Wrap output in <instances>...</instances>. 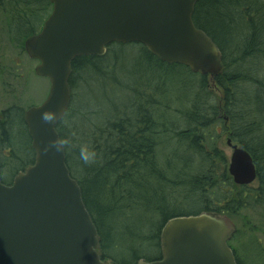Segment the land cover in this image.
<instances>
[{
  "label": "trees",
  "instance_id": "1",
  "mask_svg": "<svg viewBox=\"0 0 264 264\" xmlns=\"http://www.w3.org/2000/svg\"><path fill=\"white\" fill-rule=\"evenodd\" d=\"M51 7L49 0H0V8L10 14L8 31L20 39L24 52L25 41L39 33ZM193 20L223 53L216 88L208 76L168 65L139 43L113 44L105 57H82L72 64V105L58 132L61 141H68L67 165L98 229L103 259L114 264H126L115 257L118 252L132 258L128 264L160 259L161 234L173 218L206 212L234 219L264 204V0H200ZM122 62L130 64L123 69ZM118 68L133 76L131 84L125 76L122 84L115 81L131 95L128 106L114 105L108 116L99 107H75L83 88L95 90L112 81ZM176 70L192 81H177ZM173 116L179 118L173 121ZM79 118L87 122L85 130L74 126ZM217 128L252 156L259 188L234 183L217 144ZM84 146L97 153L94 163L81 160ZM33 161L24 111L6 110L0 122L1 182L11 185L17 171ZM8 172L13 173L10 181ZM186 204L199 209L178 211ZM152 249L160 251L158 258L145 253ZM235 253L238 264H245Z\"/></svg>",
  "mask_w": 264,
  "mask_h": 264
},
{
  "label": "water",
  "instance_id": "2",
  "mask_svg": "<svg viewBox=\"0 0 264 264\" xmlns=\"http://www.w3.org/2000/svg\"><path fill=\"white\" fill-rule=\"evenodd\" d=\"M53 12L25 50L49 79L46 101L29 109L25 123L36 157L12 185L0 180V264H113L103 259L101 237L67 165L57 127L72 98V64L105 57L114 43H139L162 62L210 76L223 69L220 48L193 20L200 0H50ZM213 87H215L213 83ZM55 112L46 123L42 113ZM229 173L238 186L257 178L252 156L228 140ZM236 233L226 216L177 217L161 234V260L138 264H237L228 243Z\"/></svg>",
  "mask_w": 264,
  "mask_h": 264
},
{
  "label": "rangeland",
  "instance_id": "3",
  "mask_svg": "<svg viewBox=\"0 0 264 264\" xmlns=\"http://www.w3.org/2000/svg\"><path fill=\"white\" fill-rule=\"evenodd\" d=\"M37 8L38 5L36 4L35 9ZM6 16H10L8 10L0 8V122L3 121V113L8 109L13 108L26 111L31 107L41 105L48 97L50 90L49 80L35 75V68L38 63L32 61L24 52L20 39L18 41L13 34L9 33L8 26L5 24ZM129 64L130 62H122L121 66L124 69ZM128 67V71L131 72L133 66L130 65ZM121 69L115 70L116 75L112 81L102 83L95 90L89 89V87L83 88L80 92V99L75 107L83 110L99 107L104 111L105 116H108L112 113L114 105L117 107L128 106L131 102V95L119 89L115 81L122 84L125 76L129 80L127 84H131L133 76L129 73L122 74ZM176 72L180 74V77H176L177 81H192L191 77L184 72L180 70H176ZM195 80H198V78H195ZM167 85V89L173 86V84ZM173 90H175L174 87L171 88V91ZM174 96L176 97V94ZM174 96H170V99H168L172 103L175 99ZM216 96L219 97L220 95ZM179 106L181 107L182 105L178 104ZM93 111L95 112V110ZM177 118L179 116H173L172 120L176 121ZM86 123L84 119L79 118L73 124L77 129L85 130ZM218 130V135L221 137L217 143L219 150L224 153L230 164L233 151L227 143L228 134L223 133L221 128H217ZM173 148L174 146L171 147V150ZM6 176V179L10 181L13 178V173L8 172ZM252 188H259L258 181L252 185ZM231 190L232 188L229 187L227 192H231ZM177 207L178 211L181 210L185 214H193L199 209L196 204H186ZM244 218L248 220L247 224ZM232 220L238 228V234L232 242V246L238 252V256L243 259L245 264H264V204L256 206L254 204L253 208L244 209L240 217ZM145 253L150 258H158L160 255V251L154 249L146 250ZM115 257L120 262L126 264L132 262V258L125 253L118 252L115 254Z\"/></svg>",
  "mask_w": 264,
  "mask_h": 264
},
{
  "label": "clouds",
  "instance_id": "4",
  "mask_svg": "<svg viewBox=\"0 0 264 264\" xmlns=\"http://www.w3.org/2000/svg\"><path fill=\"white\" fill-rule=\"evenodd\" d=\"M57 117L55 112H44L42 113L41 119L46 123H52ZM68 141H60L58 143L57 150L59 151ZM80 158L85 164L94 163L97 158V153L93 150H90L87 146L81 147L80 149Z\"/></svg>",
  "mask_w": 264,
  "mask_h": 264
},
{
  "label": "flooded vegetation",
  "instance_id": "5",
  "mask_svg": "<svg viewBox=\"0 0 264 264\" xmlns=\"http://www.w3.org/2000/svg\"><path fill=\"white\" fill-rule=\"evenodd\" d=\"M31 108H32V107H31ZM29 109H30V108H29ZM24 116H25V115H24ZM24 120H25V118H24ZM31 144H32V141H31ZM4 154H5L6 156H8V155H9V150H4ZM34 161H35V153H34ZM34 161H33V163H31L30 165H27L26 167H24V168L20 169L19 171H17L18 173L16 174V176H17L19 173L24 172V171L26 170L27 167L33 165V164H34ZM16 176H15V177H16Z\"/></svg>",
  "mask_w": 264,
  "mask_h": 264
}]
</instances>
